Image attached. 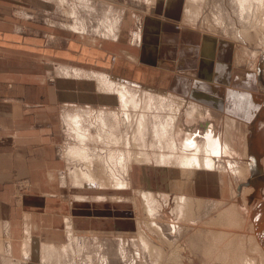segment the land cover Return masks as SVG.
<instances>
[{"label":"rangeland","instance_id":"obj_1","mask_svg":"<svg viewBox=\"0 0 264 264\" xmlns=\"http://www.w3.org/2000/svg\"><path fill=\"white\" fill-rule=\"evenodd\" d=\"M68 1H70L71 4L75 2L76 7L80 10V13L84 16L86 15L87 18L89 17L87 16L88 13H84L82 11L83 7L80 0ZM89 1L93 2V8L94 6H96L95 9L97 8V10L92 13V18L88 19V24L91 25V28L94 27L93 30L95 31L97 29V25L99 24V15L103 14L105 9L103 8V3H100V0ZM108 1H112V3L107 2L109 4L108 8L115 9V12L119 13V15H122L121 17L127 19L126 24L125 26L123 25L122 29V32H124L123 35H126V40L128 39V32L135 31L137 29L135 28V26H139V24L137 23L138 21L139 23H141V21L146 22V28H144L145 32L149 29V26L152 24L153 19L148 18L152 16L150 12L153 11L155 4L147 7L146 2H143L144 0ZM234 2L235 0H190L191 13L188 15L190 18L188 22L190 21L191 23H194L195 26H197L196 28L199 27L201 28V30L205 31L203 33L209 34L207 35L209 37L205 36L206 42L215 43L217 38L219 39L222 37L223 40H225L228 44L227 46H225L224 44V46L221 47L219 46V43H216L214 47L215 54L217 52L218 55L220 54L221 56H219V60L221 62H218L215 59V86L218 89L221 88V92H219V94L217 95H220V103L221 97H223L222 101L224 104L226 100L228 101H226L227 107H222V103L219 108L215 105V115L213 113H208V110L210 109L205 108V106L208 107L209 105L199 101V103L204 106L203 108L207 110V115L198 119L189 120L186 115H184V110L182 109L183 111H181L180 114L182 129L179 137L181 138V140L184 139L187 130L189 128L192 129L190 124L195 122L199 123L200 119H204L206 117L208 123L213 124H209V126L217 127L216 134L222 133L221 135L225 138V140L229 138V141H234L232 142L234 149L233 151H231L232 154L229 153V150L227 149V155L219 154L215 156L214 160H216L215 164H217L215 166H218L219 168L215 169L214 167L213 170L209 169V172L204 171V175H210L214 171H224L226 176L229 175L231 180V187L235 189L236 194L230 197L231 194L229 193L227 187L224 190H221L222 185L220 184L218 185L216 192L215 188L212 187L213 192L211 191L210 193H207V198L204 196L203 197L204 199H209V203H216L217 201H220L221 204L218 206V208L216 209V205L214 209L212 207H207V210H205L204 212L202 211L201 214L203 215H201L200 219H197V221L193 220L194 218L190 221H181L180 216L175 210V206L177 204L180 205L181 203L176 202V194L174 192H168L166 189V185L162 184L163 179H161V175L158 173V170L152 168V170L148 172V178L150 181V188L148 189L145 183V175L143 176V180L141 178V174L143 173V171L140 172L139 169L136 168L134 179L135 184L137 185H133L134 188L132 186L131 179H102L100 181L103 185L99 186L103 187V190L101 192H95V194H93L84 190L82 191L76 187L74 189L77 191V193L73 195L72 200H74L76 196L96 198L106 195L105 199L107 201H105L104 203L109 202L112 204H119V202L115 203L110 200L112 196H117L116 193H121L122 195H120V198L128 201V198H130L134 194L135 200H138V198L142 196L140 195V193L142 194V191H144V193L150 191L151 193H153L154 197L149 205V209L152 210V212L155 214L154 217L148 216L146 212L147 210H145L143 204L142 210L138 206V210L136 212L131 200H129L127 203L126 201H124L128 205L124 204L123 207L108 205L107 218L109 219V221H107L108 224L106 225V228L94 232H87V230H83L82 232L81 230L76 231L77 225H75L74 232H70V235L66 239L64 234L62 235L61 232V220L62 218H64V215H66L67 217L69 216V203L72 191L62 187L60 188L59 185L58 187V180L55 176L54 180H52V182L47 185L45 177H40L37 175L33 176L32 174L31 179L28 178L27 180L19 181L16 184L18 193L15 195V200L13 198L12 222H10L12 225L11 228L16 231L15 233L11 234V252H9L8 250V239H6L4 234L0 232V264H42L45 262L48 264H224V259L228 257L227 249L225 248V245H227V243L221 245L218 242L217 234H220L221 232H228L230 233V235L237 234V236L242 239V243L237 249V255H240L239 251L241 249L244 254L246 253V255H249L248 235L250 234V229L248 226L249 221L248 218H246V214H248L250 206L260 199V197L256 195V192H258V189L261 185H264V141L262 143V147H258L259 126L261 127L264 124V101L261 103V105L255 104L253 108L254 112H252L251 115L248 116L247 121L245 116V108L247 107L246 105L249 102L251 93H259L260 95L264 96V31H262V36L257 38L253 36L252 32L249 33V21L252 18L241 20L239 14L237 13L238 7H236L234 11V7L237 6L236 2ZM68 3L69 2L62 3L59 0H57L55 4L50 0H44L42 4L28 3L29 8L33 9L32 19L30 18L28 21L12 20V25L18 27H12V29H18L19 32L24 31L29 35L38 38L39 43L37 44V47H35L36 43H29V49H27V51H22L21 53H11L10 70L13 75L27 76V93L29 103H34L36 100L41 101L39 97L35 98V92H39L40 90L35 88L36 84H34V80L35 78H37L38 82H42L38 83L37 85L42 87L43 102L41 103V105H44L43 107H38L37 109H29L28 127L34 126L38 130L42 129L43 134L45 135L44 138L53 139L54 143L59 145L58 148H54L56 152L58 151L57 154L64 151L65 147L63 149L61 147L64 142H66L67 144H71L73 142L67 130L66 123L68 121H63L65 115L67 113H73L76 109L83 108L84 110H87V105L91 106L94 111H98L100 108V101L97 98L99 97V94L97 93L98 89L95 85V80L87 76H78L82 78L77 77L69 83L59 81L58 83H55V85L58 84V89H56L55 85L54 87H51V85H48V83L46 82L54 78L57 81L61 80L60 78H63L62 76H60L62 74L57 72L59 70V66H70L72 68H76L79 66L81 69H85L88 71H99L102 68H107L109 69L107 73L113 75V72L110 69L111 66L106 67L105 61L113 65L115 63V60L118 58L126 60L125 57H122L121 54L118 53V51L108 49V47H106L107 45L97 38L94 42L89 40L85 41L77 38L74 34L70 33L67 29H69L70 25L73 23V18L70 16L68 6L71 5H68ZM184 3V0H178L177 2H175V4H173V8L169 11H164V7L161 4L157 5V8L154 10L155 15H153V17H159L164 14L165 18H167L166 22L168 23H166L163 28H166V26L168 25L171 28V31H175L177 33L183 30L182 32L184 33V35H182V40L186 42L189 39L190 42L195 43L197 42V37H200L201 35V30L198 28V32H193V34H196L194 35L196 41L191 39L192 37L188 35V32L184 30V28L194 30L192 29L194 27L190 28L189 25L183 23L182 6L184 5ZM247 3L256 5L258 1L242 0L243 6H247ZM130 16L131 18L129 19ZM146 34L147 33L143 35L142 33L145 44L147 43ZM212 35L214 37H212ZM88 36L95 38L98 36V34L95 31L94 36L90 34ZM99 36L101 35L99 34ZM120 39V42H123V38ZM40 41L42 42V44L40 43ZM69 43H74L75 47L70 46ZM183 44H181L180 47H184L185 45ZM169 45L170 44H168L164 48V51H162L161 53L163 58H167L168 60H170L167 66H165L167 70L164 68H156V71H161V73H163L164 71L167 74L166 75L164 73V75L167 76V80L169 78H175V76H177L176 74H179V76L190 80L198 77L201 78V73H196L197 60L191 59V55L187 52L185 54L183 52H179L177 49L175 52H171L169 50ZM84 49H88V51L86 52ZM184 49L187 51L186 47H184ZM222 49L224 50L225 54H221L222 52L220 51ZM134 53H137V51L135 50ZM138 53H140L141 60L139 61V63H135L136 66H138L140 69L145 70L142 74L144 81L141 82V84L144 85L139 86V88L133 86L129 90H131L133 93H136L139 98L141 97V99L145 100H150L147 96L143 97L144 93L147 94V92H145V85L148 84L152 85L154 91L155 89H157L156 91L161 90L164 91V94H167L165 92H172V90H166L162 88L164 87V85L158 82L159 80H161L159 78L156 82L151 83L149 81L151 75L148 76V74L154 68V60L151 58L152 55H150L149 57V54H147L148 52L146 50H143L144 56L141 55L142 49L138 51ZM236 56H238V59L241 60L243 58L245 67L239 66L238 69H236L234 65ZM179 57H183L180 58L181 62L179 63V65L177 67L172 65L171 63L177 61ZM222 61L227 62H225L226 64H228L227 68L221 66ZM18 62L21 64H14ZM254 64L256 65V70L253 71L254 73L252 74V80H248L247 76L249 74L242 76L241 73L245 72L242 70H246V72L248 73V71L250 70V66ZM232 66L233 69L235 68V71L232 69ZM230 70L234 74L235 82H232V80H230V78L232 77ZM255 72L257 73V75ZM71 76L75 77L74 75ZM78 79H80V81ZM226 79L230 80V83L228 81V85L226 84ZM82 80L86 81L84 82ZM192 87L199 88L198 90L202 88L203 91L205 89V85L202 87H196L195 85L190 87L188 86L187 91L190 93L189 95H191L190 89ZM226 87L231 88L232 91H228L229 93H225ZM58 92L59 105H51L52 97L55 100ZM232 92H236L237 95H239L240 93L244 94L245 100L243 104H241V106L235 103L237 102V100H235L234 103L230 104V101L233 100L231 95ZM156 94L157 92H155V95L153 92L152 98L155 97V102L151 106L153 113L149 114L148 118L150 119L151 123L156 122V125L159 126L168 116V108L171 104L169 103L170 99L166 98L163 102L162 98H159ZM83 97H94L95 100L91 102L92 105L83 104V100H85ZM178 97L184 100L186 106L195 103L193 101H189L190 99L187 100L180 96ZM64 101H69L72 104L75 103V106L65 104L66 102ZM142 103L144 102L142 101ZM183 108L185 109V107ZM112 109H115V107L112 106ZM155 115H159L161 117V120L158 121V118L154 117ZM208 115L212 117H207ZM224 115L228 117H230L229 115L238 117V119H236L238 123H232L228 125L229 127L226 129L224 126V121L222 122V120H224L223 117H225ZM86 118L88 119V116H86ZM207 121L203 120L202 122L204 123ZM240 123L244 125L242 126V124ZM236 124L240 129H238ZM205 130L202 132L201 129V131L198 132L197 138L199 143H202L199 139H201ZM226 130L228 133L226 132ZM231 130L234 131L231 132ZM125 131V129L122 130L123 133L130 132V130L126 132ZM225 133L226 136H224ZM243 133L246 134L247 138L248 157L241 156V152H243L242 145L244 144V138L242 140ZM238 134L241 136H238ZM230 135L231 138L233 136L232 139L229 137ZM145 137L147 138V141H154V134L152 133L149 136L146 135ZM146 149V147H141V159L143 158L142 153ZM210 149L211 148H209V150ZM150 150L152 149L150 148ZM157 150L159 151V149ZM46 153L47 151L45 150V154ZM179 154L180 152L172 150V158H177V164L181 165L182 158ZM169 155V153L166 156L157 155L156 162H143L141 163V165H146L145 167L148 166L147 164H152L156 167L164 166L165 164H169L171 162ZM228 161L235 166L239 165L240 163H242L243 165L246 164L247 168L249 169L247 172V177L245 179L239 177L237 172L229 167ZM43 164L46 165L45 163ZM54 166L58 168L61 167V170L64 169L63 161L55 163ZM33 180L38 184V186H40L37 190L33 189ZM67 181L68 179H66L65 186L70 188L71 185ZM60 184L63 186L61 182ZM119 184H121V186H119ZM125 184L127 185L128 189H122ZM115 185H117L119 188L117 189ZM41 187L45 188L43 190L56 192L55 195H51L55 197L53 199V202L45 201L48 199H46L45 195L43 194L44 191ZM139 188L143 190L139 191ZM244 190H250L249 198L247 199V201L243 200ZM206 191L207 189H205V192ZM23 192H25V194ZM195 195L196 194L194 193L193 196ZM35 198L37 200H35ZM34 201H36V203ZM48 203L52 204L48 205ZM211 203L209 204L210 206H212ZM233 204L237 205L239 213L243 217L242 227H228L227 225L230 222H227L226 216L223 215L220 218L219 222H215V228L214 226H212L213 228H209L211 226V222H209L210 219L215 217L218 213H221L224 210L226 211ZM47 205L49 207H47ZM78 205L79 204L76 203V206ZM147 205L148 204H146V206ZM183 207H185V205H183ZM24 208H27L29 210L28 213H30V210H36L37 214L39 215L38 218L32 220L33 222H29L32 226V235L28 233L30 241L28 243V253H26V255L25 251L21 254L20 249L22 247L23 239L28 235H24L22 229L21 234L19 233L20 224L23 221L22 216L24 217V213L22 215L20 212ZM135 212L138 215H135ZM134 217L139 218L138 222H141L140 228L138 229L137 233H135V223H132L131 225V222H136V218ZM232 219H235V217H232ZM117 220L118 222H125L127 224H120L117 222ZM244 220L246 221V223H244ZM153 221L156 222V225L161 228L163 236L156 233L153 228ZM184 222L188 223L186 224ZM263 223L264 222H261L260 224V228L262 230H264L262 226ZM115 224H118L119 226L115 228ZM121 226L123 227L121 228ZM173 227H176L175 231L173 230ZM209 229H211L212 232H209ZM41 235L45 240L54 242H44L42 244V242H40ZM143 235H145L149 240V245L144 243L142 238ZM55 241L60 243H55ZM46 243H54L56 246H60L62 244H64L63 246L71 244L74 248V251H64L62 249L63 246L56 247L58 253L61 255L60 261L48 259L43 257L42 255V253L45 254L44 250L42 252V245H45ZM177 248L181 249V252H177L179 253V255H181L179 259L182 263L178 262L177 257L173 258L171 256V252H173ZM175 259L177 260V262ZM229 262H232V260H230Z\"/></svg>","mask_w":264,"mask_h":264},{"label":"crops","instance_id":"obj_2","mask_svg":"<svg viewBox=\"0 0 264 264\" xmlns=\"http://www.w3.org/2000/svg\"><path fill=\"white\" fill-rule=\"evenodd\" d=\"M43 1L44 0H0V232L4 234L6 239H8L7 241L9 242V252H11V234L15 233L16 231L11 228L12 225L10 223L12 222L13 198L15 200V195L18 193L16 184L19 181L27 180L28 178L31 179L32 174L33 176L37 175L40 177H45L47 185L50 184L52 180H54L55 176L58 180L57 186L59 185L60 188L62 187L72 191L69 203V216L67 217L66 215H64V218H62L61 220V232L62 235L64 234L66 239L70 235V232H74L75 225H77L78 227H76V231L81 230L82 232L83 230H87V232H94L106 228V225L108 224L107 221H109V219L107 218L108 205L122 207L124 206V204L128 205L126 203L131 200L133 196L128 198L129 200L127 201L120 198V195H122L121 193H116L117 196H112L110 198L112 202H119V204H112L109 202L104 203L105 201H107L105 199L106 195L96 198L76 196L74 200L72 199L73 195L77 193V191L74 189L76 187L82 191L84 190L93 194H95V192H101L103 190V187L99 186L103 185L100 181L102 179H117L119 177H121L122 179L130 178L132 184L137 185L135 184L134 175L136 172V168H138L140 172L142 171L138 165L141 161V147L146 146L140 145V138L137 137V125L134 124V122L130 123V120L132 121V117L140 114L141 108L139 106L140 98L136 95V93H133L129 89L133 86L139 88V86L144 85L141 84V82L144 81L142 74L145 70L140 69L138 66H136L135 63H139V61L141 60L140 53H138V51H140L141 49V55H143V50H146L148 52L147 54H149V57L150 55H152L151 58L154 60V68L152 70L150 69L151 71L148 74V76L151 75L149 81L151 83L156 82L159 78L161 80H159L158 82L164 85V87L162 88L166 90H172V92L169 91L165 92L167 94H164V91L161 90L156 91L157 89H155L154 91L152 85L148 84L145 85L146 91H153L164 94L167 99H170V101H168L171 105L174 103H181L178 115H176L175 106L172 107L170 105V107L168 108L169 114L166 117L167 119L171 120V116L176 115V118L171 122L172 124L176 125L178 122L181 123V111L184 110L185 112V109H187L188 107L206 113L207 110L203 108L204 106H202L199 101L209 105L210 107L205 106V108L212 110H208L209 114L213 113L215 115V59L217 58V52L215 54L214 47L215 44L220 40L217 38L218 41L216 40L215 43L206 42L205 36L209 34L203 33L205 31L201 30V28L198 27L201 30V35L200 37H197V42H190L189 39L184 42L182 40V35H184V33L182 32L183 30L177 33L175 31H171V28L168 25L166 26V28H163L164 25L168 23L166 22L167 18H165L164 14L159 17H153V15H155L154 10L157 8V5L161 4L164 7V11H169L173 8V4H175V2H177L178 0L173 1L171 7L168 8L166 6L167 2L165 3V1L163 0L157 2V5L155 4L153 11L150 12L152 14V18H148L153 19L152 24L149 26V29L145 32L144 28H146V22L141 21V23H139L138 21L137 23L139 24V26H135V28H137L135 31L128 32L127 40L125 39L126 35H123L124 32H122L123 25L125 26L127 19L121 17L122 15H119V13L115 12V9L108 8L109 4L107 2L112 3V1L100 0V3H103V8L105 10L103 14L99 15V24L97 25V29L95 30L98 36L93 38L91 36H88L89 34L94 36L95 33V31L93 30L94 27L91 28V25L88 24V19L92 18V13L97 10V8L95 9L96 6H94V8L92 7L93 2L89 0H80L83 7L82 11L84 13H88L87 16L89 17L87 18L86 15L84 16L80 13V10L76 7L75 2L71 4V2L68 0H59L62 3L69 2L68 5H71L68 6V8L70 16L73 18V23L70 25V30L67 29L70 33L74 34L77 38L85 41L96 40L97 38L104 42L107 45L106 47H108V49L118 51V53L121 54L122 57H125L126 60L118 58L115 60V63L113 65L105 61L106 67L111 66L110 69L112 70L113 75L107 73V71H109V69L107 68H102L99 71H88L85 69H81L79 66L76 68H72L70 66H59V70L57 72L61 73L62 75L60 76H62L63 78H60L61 80L58 81L54 78L46 82L48 83V85H51V87H54L55 83H58L59 81L69 83L78 76H87L95 80V85L98 89V91H96L99 94V97H97L100 101V108L98 111H94L91 106L87 105V110H84L83 108L76 109L73 113H67L64 118L62 117L64 122L65 120L68 121L66 123L67 130L73 142L71 144H67L66 142H64V144L61 146L62 149L65 147L64 151L57 154L58 151L56 152L54 148H58L59 145L55 144L53 139L44 138L45 135L43 134L42 129L38 130L34 126L28 127L29 109H37L38 107L40 108L44 105H41V103L43 102L42 87L37 85L38 83L42 82H38L37 78H35L34 80V84H36L35 88L40 90L39 92H35V98L39 97L41 101L36 100L34 103H29L27 93V76L13 75L10 70L12 52L21 53L22 51H27V49H29V43H36L35 47H37V44L39 43L37 37L35 38L24 31L19 32L18 29H12V27H17L15 25H12V20L28 21L30 18L32 19L33 9L29 8L28 3L42 4ZM50 1L54 2L55 4L57 0ZM182 9L183 23L189 25L190 28L194 27L192 28L194 30L186 28H184V30L188 32L187 34L192 37L191 39L196 41L194 36L196 34H193V32H198L199 30L198 28H196L197 26H195L194 23H191L190 21L188 22V20L190 19L188 15L190 13L186 12L184 5L182 6ZM130 18L131 16L129 17V19ZM142 33L143 35L147 33L146 44L143 40ZM99 34L101 36H99ZM213 35L212 37H214ZM120 38H123V42H120ZM40 43L42 44L41 41ZM168 44H170L169 50L171 52H175L176 49L179 52H183L185 54L187 52L191 55V59L197 60L196 63L198 65L196 64V73H201V78L198 77L190 80L179 76V74H176L177 76H175V78H169L170 80H167V76L164 75V71L163 73H161V71H156V68L166 69L165 66H167L168 62L170 61L167 58H163L161 55L162 51H164V48ZM181 44L185 45L184 47H186L187 51L184 49V47H180ZM69 45L74 46L75 44L69 43ZM121 49L124 50L121 51ZM84 50L86 52L88 51V49ZM135 50L137 51V53H134ZM125 52L128 54H125ZM180 58L183 57H179L177 61H174L171 64L177 67L181 62ZM14 64L20 65L21 63L18 62ZM236 69L238 68L236 67ZM233 70L235 71V68ZM243 71H245L243 73H247L246 70ZM230 72L232 76L230 80H232V82H235L234 74L231 70ZM71 75H74L75 77H72ZM78 80L80 81V79ZM230 80L226 79L227 85L228 81L230 83ZM82 81L85 82L86 80ZM193 85H195L196 87H202L205 85V89L203 91L202 88L198 90L199 88L192 87L190 89L192 95L191 96L189 95L190 93L187 91V88L188 86L190 87ZM55 87L56 89H58V84H56ZM218 91L221 92V88H219ZM228 91L232 90L231 88L226 87L225 93H229ZM119 94H123V96L120 98ZM58 95L59 92L57 93L55 100L52 97L51 105H59ZM177 95L187 100L190 99L189 101H193L195 103L186 106L184 100L180 99ZM238 97L239 99H243V101L245 100L244 94L242 93H240ZM83 98L85 99L83 100V104L92 105L91 102L95 100L94 97ZM64 102H66L65 104L75 106V103L72 104L69 101ZM154 102L155 100L153 101V103ZM152 105L153 104L149 105L148 108L143 112L146 114L148 119L147 136L152 133L154 134L153 139H155L154 131L159 130L160 125L157 126L156 122L151 123L150 119L148 118V115L153 113L151 107ZM112 106L115 107V109H112ZM183 107H185V109ZM247 109L248 107L245 108V110ZM86 116H88V119L86 118ZM127 116H131V118L128 119ZM154 117H157L158 121L161 119L159 115H155ZM207 117L212 116L208 115ZM234 118L235 121L236 119H238V117L236 116ZM190 119H194L193 115H191ZM206 119V117L204 119H200L199 123L195 122L190 124V126L193 130H195L196 133L201 131V129L202 131H204L210 124ZM203 120L207 122L203 123ZM123 129H125L126 131L130 130V132L125 131L126 133H123ZM149 144L150 143L147 144L148 147ZM80 149H84V157L76 154V151ZM45 150L47 151L46 154ZM118 154H123V162H127L129 164L121 172L122 175H120L119 172H116L115 176H111L106 172V168L111 166L112 164H117L115 158ZM110 157H112L113 160ZM136 158H138V160H136ZM61 161H63V170H61V167L58 168L54 166L55 163H59ZM143 161L147 162L146 159ZM43 163H45L46 165H44ZM87 164H90L89 167L92 170V172L90 173L91 177L99 179V182L97 183L98 187L96 188L90 187V185L85 183L86 181L77 183V178H84L81 173L82 170L86 171L88 169ZM135 165H137L138 167L136 166L134 168ZM112 166L118 167V165ZM141 177L143 178V176ZM66 179H68L67 182L71 185L70 188L65 186ZM60 182L63 184V186L60 184ZM33 185V189L36 190L38 189V187H40L35 181L33 182ZM41 188L42 190L45 189L43 187ZM122 189H128V187H122ZM43 191L46 199H48L45 201L53 202V199L55 197L51 195H55L56 192H49L48 190ZM23 193L25 194V192ZM35 200L37 199L35 198ZM124 201H126V203ZM131 201L133 204V200ZM34 202L36 203V201ZM76 203H78L79 205L76 206ZM50 204L52 203H48V205ZM48 205L47 207H49ZM28 212L29 210L27 208L22 209V211L20 212L22 215L24 213V217L22 216L23 221L20 224L19 228L20 234L22 229L24 235H28V233L32 235V226L29 222H33L32 220L39 217L36 210H30V213ZM118 223H123V225L127 224L125 222ZM132 223H135L137 231V222H131V225ZM117 226L119 225L115 224V228H117ZM122 227L123 226H121V228ZM40 238V242H42V244L44 242H54L45 240L42 235ZM29 241V235L23 239L22 247L20 249L21 254L24 253V251L25 255L26 253H28ZM55 243L60 242L55 241ZM45 245H42V252L45 248ZM49 245L62 247L64 244L56 246L54 243H49ZM42 255L44 257L43 253ZM42 264L48 263L45 262Z\"/></svg>","mask_w":264,"mask_h":264},{"label":"bare ground","instance_id":"obj_3","mask_svg":"<svg viewBox=\"0 0 264 264\" xmlns=\"http://www.w3.org/2000/svg\"><path fill=\"white\" fill-rule=\"evenodd\" d=\"M159 1H161V0H144L143 2H146L147 7H149L150 5H154V4L157 5V2H159ZM163 1H165V3L167 2L166 6L168 8V7H171L173 1H175V0H163ZM257 1H258V3L256 5H251V4L247 3V6H243L242 0H235L237 6L234 7V11H235L236 7H238L237 8L238 12L237 11L236 12L239 14V17L241 20H247V18H252L249 21V33L252 32L253 36L256 38L262 36V31H264V2H263L264 0H257ZM184 2H185L184 7L186 9V12L191 13L190 12L191 11L190 10V0H184ZM237 19H238V17H237ZM194 21H195V19H194ZM221 38H219V40H220L218 42L219 46L223 47L224 44H225V46H227L228 45L227 42L225 40H223V38L222 39ZM91 41L94 42L95 40H91ZM229 44H231V43H229ZM227 49H228V47H227ZM122 50H124V49H121V51ZM220 52H222L221 54H223V53L225 54L223 49ZM125 54H128V53L125 52ZM235 55H236V53H235ZM219 56H220V54L218 55V53H217L218 59L216 58V60L218 62H221L219 60L220 59ZM234 61H235V65H236L235 67H237V68H238V66H244L245 65L243 63V58H242V60L238 59V56H236ZM225 62L222 61L221 66L227 68L228 65H226ZM254 70H256L255 64L250 66V70L248 71V73L242 72L241 75L244 76V75L249 74L247 76V79L252 80V74L254 73L253 72ZM256 75H257V73H256ZM215 77H216V74H215ZM145 92H147V94L144 93L143 97L147 96L150 100L141 99V97H140V103H139V106L141 108L140 114L137 116H134L132 118H131V116H127L128 119L129 118L132 119V121L130 120V123L134 122V124L137 125V128H138L137 129V137L140 138L139 139L140 145L146 146V148L148 149V152H147V149L145 151H143V153H142L143 158L141 159L140 164L138 165L141 168V170L143 171L141 176L145 175V179H146L145 183L147 185V188L149 189L150 188V181L148 178V172L150 170H152V168L157 169L158 173L161 175V179H163L162 184L166 185V189L168 192H170V193L174 192L176 194V202L181 203L180 205L177 204L175 206V210L178 213V215L180 216V220L181 221H190L194 218L193 220L197 221V219H200L201 215H203V214H201L202 211L204 212L205 210H207V207H212L214 209L215 205H216V209H217L218 206L221 204L220 201H217L216 203L210 202L212 204V206H210L209 205L210 204L209 199L208 200L204 199V197H206V194L210 193L213 190V188H215V192H216L218 185L220 184V185H222L221 190H224L227 187V189L229 190V193L231 194L230 197L234 196L236 194L235 189H233V187H231V180H230L229 175L226 176L224 171H222V170L219 172L216 171L217 173L215 171H214L215 173L212 171L213 173L210 172L211 173L210 175H207V176L204 175L205 174L204 171L209 172V169L213 170L214 167H215V169L219 168L218 166H215V165H217V164H215L216 160H214L215 156H217L219 154L227 155V152H228L227 149L229 150V153L232 154L231 151L234 150L232 142H234V141H231V140L229 141V138L227 140H225V138L221 135L222 133L216 134L217 127H215V126L214 127L209 126L206 128L201 139H199L200 142H202V143L198 142V138H197L198 133L193 131L191 128H189L187 130V133L185 134L186 136L184 137V139L181 140L179 135L181 133L182 124L179 122L176 125L171 123L176 118V115L179 114L178 111H179L180 106H181L180 102L174 103L171 105L172 107L173 106L176 107V115H172L171 120L165 118L162 123L160 122L161 124L159 126V130L154 131V133H155V139L154 140L155 141H152V142L147 141V138L145 136L148 133V130H147L148 119H147L146 114L143 111L145 110L146 107L148 108L149 105L153 104L155 97L152 98L153 91H146L145 90ZM219 92L220 91H218V88H216V86H215V105L219 108L221 103H222V107L223 106L227 107L226 101H228V100H226L225 104H224L222 101V97H221V103H220V96L217 95ZM154 95H155V92H154ZM156 95L159 96V98H162L163 102L165 101L166 97L164 94L157 93ZM231 95H232L233 100L230 101V104L234 103L235 100H237V102H235V103H237L239 106H241V104H243V102H244L243 99H239L236 92H232ZM119 96L121 98L123 96V94H119ZM250 96L251 97H250L249 103L247 105L248 109L246 110V113H245L246 114L245 115L246 121L248 119V116H250L251 113L254 112L253 108H254L255 104L261 105V103L264 101V96L260 95L259 93H257V94L251 93ZM142 101L144 103H142ZM235 108H233V109H235ZM249 109H250V111H249ZM184 115H186L187 118L190 120L191 115H193L194 119H198L202 116H206L207 114L205 112L197 111V109H192L191 107H188L187 109H185ZM224 116L225 117H223L224 120H222V122L224 121V126L226 129L229 127L228 125H230L232 123H236V122L238 123L237 120L236 121L234 120L235 116H231V115H229L230 117H228L226 115H224ZM218 120H219V116H218ZM240 124H242V123H240ZM243 125L244 124H242V126ZM236 126H237V124H236ZM263 126H264V124H263ZM263 126H261V127L259 126V132H258L259 133V135H258V144L259 145H258V147H262V143L264 141V128H263ZM238 129H240V128L238 127ZM242 130H243V128H242ZM229 131H230V129H229ZM232 131H234V130H231V132ZM226 132H227V130H226ZM244 134L245 133H243V136H242V140L244 138V144L242 145L243 152H241V156L242 157L243 156L248 157L247 138H246V134L245 135ZM241 135H242V133H241ZM241 135L238 134V136H241ZM224 136H226V133L224 134ZM229 137L231 138V135ZM232 138H233V136H232ZM173 141H174V143H173ZM148 143H150L149 147L147 146ZM208 147L211 149L209 150ZM150 148L152 150H150ZM157 149H159V151ZM172 150H176V151L180 152L179 155L182 158L181 159V165L177 164V162H178L177 158H172ZM234 152H236V151H234ZM168 153L170 154L169 158L171 159V162L169 164H165L164 166H161V167H156V166H153L152 164L151 165L147 164L148 165L147 167H145L146 165H141V163H143L144 162L143 160H145V159L148 163H154L157 161V155L166 156ZM76 154L84 157L85 156L84 149L77 150ZM110 158L112 159V157H110ZM123 159H124V155L118 154L117 157L115 158V161L117 162V164H112V165H118V167H113L111 165V166L106 168V170H107L106 172L111 176H115L116 172H119V174L122 175L121 172L129 164L127 162H123ZM136 160H138V158H136ZM136 162H138V161H136ZM228 165L232 170H235L237 172L239 177H242L243 179H245L247 177V175H248L247 172L249 169L247 168L246 164L243 165L242 163H240L239 165L235 166L234 164L232 165L229 162ZM87 166H88V169L86 171L82 170V173H81V175H83L84 178H81V179L77 178V183H81V182L86 181L85 183L90 185V187L96 188V187H98L97 183L99 182V179H95V178L91 177L90 173L92 172V170L89 167L90 164H87ZM136 166L137 165H135L134 168ZM220 172H222V173H220ZM143 178H142V180H143ZM117 179H121V177H119ZM129 180H130V178H129ZM119 186H121V184H119ZM132 186H133V184H132ZM258 186H260V185H258ZM115 187L117 189L119 188L117 185H115ZM126 187H127V185L125 184L124 188H126ZM130 188H131V182H130ZM205 189H207L206 192H205ZM138 190L142 191L143 189L139 188ZM194 193L196 194L195 196H193ZM249 193H250V190H248V191L244 190V193H243V198H244L243 200L244 201H247V199L249 198ZM256 193L255 194L258 195L260 197V199L256 202H254L250 206V210H249L248 214H246V218H248V221H249L248 226L250 229V234L248 235V240H249L248 252H249V255H246V253L244 254L242 249L239 251L240 255L239 256L237 255L238 254L237 249L240 247V245L242 243V239L239 236H237V234L236 235H230V233H228V232H221L220 234H217L218 242L221 245H224L225 243H227V245H225V248L227 249L228 257H226L224 259V264H264V230H262L260 228L261 222H264V185L263 186L261 185L260 188L258 189V192H256ZM134 195L131 198V200H133L135 211L137 212L138 206L142 210V204H143V207H145V210H147L146 212H147L148 216L154 217L155 214L152 212V210L149 209V205H150V203L154 197L153 193H151L150 191H147V193L146 192L144 193V191H142V194L140 193V195H142L141 196L142 199H141V197H139L138 200L134 199ZM223 200H226V199H223ZM136 201H137V203H135ZM146 204H148V205L146 206ZM183 205H185V207H183ZM136 212H135V215H138ZM223 215L226 216V221L230 222L227 225L228 227H235V226H238L240 228L242 227L243 217L240 215L237 205L233 204L226 211L224 210L223 212L218 213L215 217L211 218L209 221V222H211L210 223L211 226L209 228H211L212 226H214V228H215V222H219L220 218ZM232 217H235V219H232ZM134 218H136L135 221L137 222V231H138V229L140 228L141 222H138L139 218H137V217H134ZM152 223L154 225L153 228L156 231V233L158 235L163 236V233L161 232V228L156 225V222L153 221ZM184 223H186V222H184ZM244 223H246L245 220H244ZM220 226H222V225H220ZM262 226L264 228V223ZM175 228L176 227H173L174 231H175ZM137 231L135 233H137ZM208 231L212 232L211 229H209ZM202 232H204V231H202ZM142 238H143L144 243L149 245V240L147 239V237L145 235H143ZM62 249L64 251H70V252L74 251V248L71 244H67V245L63 246ZM177 251L181 252V249L177 248L176 250L171 252V256L173 258L177 257L178 262L182 263L179 259V257H181V255H179V253ZM44 252H45V254H44L45 258L60 261L61 255L58 253L55 246L49 245V244L45 245ZM229 259L232 260V262H229L230 261ZM177 260H176V262H177Z\"/></svg>","mask_w":264,"mask_h":264}]
</instances>
